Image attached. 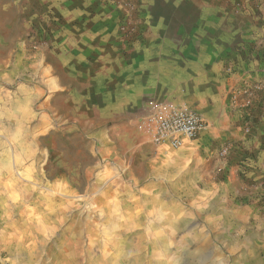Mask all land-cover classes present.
Listing matches in <instances>:
<instances>
[{
	"label": "rangeland",
	"instance_id": "374dc122",
	"mask_svg": "<svg viewBox=\"0 0 264 264\" xmlns=\"http://www.w3.org/2000/svg\"><path fill=\"white\" fill-rule=\"evenodd\" d=\"M191 39L242 54L219 55L229 76L213 81L227 91L207 105H224L228 123L207 141L214 128L183 102L202 118L198 134L158 146L98 79L126 62L141 69L147 51L174 65ZM247 58L257 76L236 72ZM263 116L264 0H0V264H180L182 234L214 215L264 221V177L247 201L230 191L244 170L229 175L262 153Z\"/></svg>",
	"mask_w": 264,
	"mask_h": 264
},
{
	"label": "crops",
	"instance_id": "0c3cea01",
	"mask_svg": "<svg viewBox=\"0 0 264 264\" xmlns=\"http://www.w3.org/2000/svg\"><path fill=\"white\" fill-rule=\"evenodd\" d=\"M147 46L151 47L150 43ZM235 46L233 44L218 46L213 42L199 44L196 39L182 40L181 48H175L172 54L174 65H167L164 62L166 51L156 55H151L147 51L142 53L141 69L135 70L130 62H126L118 69L113 66L114 69L108 74L101 73L98 79L100 81L97 86L98 91L100 93L101 88L109 87L111 89L109 95L114 98L112 103H116L115 112L120 116V113L130 111V115L136 116L137 121L145 111L146 102L151 98L179 103L192 102L203 113L210 127L214 128L206 133V140L210 141L212 136L216 135L215 129L224 127L228 123L225 118L227 109L224 105L217 111H215L216 107L211 110L207 107V105L211 106L209 97L213 93L223 95L227 91L225 86H215L213 81L216 70H223L225 77L229 76L226 65L218 57L223 53H229L232 61L235 57H241L242 54ZM255 62V59L250 61L247 58L233 63L238 65L235 69L239 76L246 78V76H257L259 67L254 64ZM105 99L103 103H106ZM100 110L106 109L102 105ZM239 110L235 111L238 115ZM220 112H222L221 116H217ZM116 119L118 120L119 117ZM258 120H255L254 137L261 145L262 153L256 152L253 157L243 158L237 168L230 165L229 175L232 177L236 176V171L244 170L240 177L244 184L242 182L236 184L232 181L230 191L245 194L242 200L247 201L254 196L256 183L264 177V119L261 126ZM219 134H224V131H220ZM230 135L238 138L239 127L236 126L230 134H226L229 137ZM203 137H205L204 132L196 140H203ZM146 139L151 142L147 137ZM245 144L248 147L249 141ZM188 151L187 145L180 153L187 154ZM236 178L238 179L237 176ZM228 179L231 181L229 177ZM230 198V201L236 200L234 195ZM236 202L241 204V201ZM242 206H244L243 211H248L249 205ZM246 214L242 217L231 214L225 218L214 215L212 221L206 222L208 223L206 230L198 232L192 229L182 234L191 241L181 247L180 264H260L264 252V221L260 217ZM216 255L219 257H215Z\"/></svg>",
	"mask_w": 264,
	"mask_h": 264
},
{
	"label": "built area",
	"instance_id": "2783aa9c",
	"mask_svg": "<svg viewBox=\"0 0 264 264\" xmlns=\"http://www.w3.org/2000/svg\"><path fill=\"white\" fill-rule=\"evenodd\" d=\"M202 126V118L184 103L149 99L136 127L155 145L179 148L183 138H194Z\"/></svg>",
	"mask_w": 264,
	"mask_h": 264
}]
</instances>
